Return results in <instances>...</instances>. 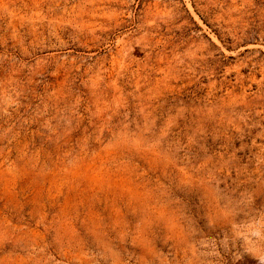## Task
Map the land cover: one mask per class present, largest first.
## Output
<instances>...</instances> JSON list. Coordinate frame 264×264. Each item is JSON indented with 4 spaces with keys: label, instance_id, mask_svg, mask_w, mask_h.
Returning a JSON list of instances; mask_svg holds the SVG:
<instances>
[{
    "label": "rangeland",
    "instance_id": "1",
    "mask_svg": "<svg viewBox=\"0 0 264 264\" xmlns=\"http://www.w3.org/2000/svg\"><path fill=\"white\" fill-rule=\"evenodd\" d=\"M0 264H264V0H0Z\"/></svg>",
    "mask_w": 264,
    "mask_h": 264
}]
</instances>
